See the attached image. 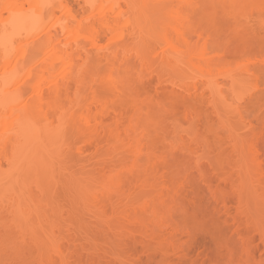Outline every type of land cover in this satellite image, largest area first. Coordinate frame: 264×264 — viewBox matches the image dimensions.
<instances>
[{"label": "bare ground", "instance_id": "6f19581e", "mask_svg": "<svg viewBox=\"0 0 264 264\" xmlns=\"http://www.w3.org/2000/svg\"><path fill=\"white\" fill-rule=\"evenodd\" d=\"M263 62L264 0H0V264H264Z\"/></svg>", "mask_w": 264, "mask_h": 264}, {"label": "rangeland", "instance_id": "374dc122", "mask_svg": "<svg viewBox=\"0 0 264 264\" xmlns=\"http://www.w3.org/2000/svg\"><path fill=\"white\" fill-rule=\"evenodd\" d=\"M232 58V57H230ZM233 59V58H232ZM231 60V59H228ZM232 62H230L231 65L235 64L234 60H231ZM264 63V62H263ZM264 66V64H263ZM264 96V95H263ZM260 115V117L264 116V103H260V102H256L254 105V110H253V116L251 115L250 117L252 119L255 118V116ZM210 123H212L213 127L216 128H220L218 121L214 119L213 116H210ZM213 119V120H212ZM220 214V213H219ZM218 216H221V214ZM220 227V234L222 236L223 239L225 240H229L232 244H235L236 246H239V239L237 236L233 235L232 231L225 228L226 224L224 222H220L219 224ZM193 237L191 236V238H189L188 240V245L189 248L191 249L192 252H195L196 250H203L206 253H208L209 255H211L212 257L215 256V244L213 242V240L210 238V236L202 229H196L194 230V232L192 233ZM257 252V251H256ZM259 253V251H258Z\"/></svg>", "mask_w": 264, "mask_h": 264}]
</instances>
